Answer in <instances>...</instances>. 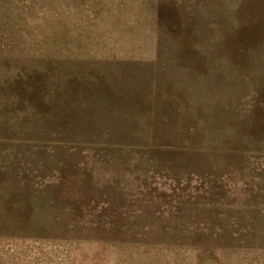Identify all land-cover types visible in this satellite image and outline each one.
Listing matches in <instances>:
<instances>
[{
	"label": "rangeland",
	"instance_id": "rangeland-1",
	"mask_svg": "<svg viewBox=\"0 0 264 264\" xmlns=\"http://www.w3.org/2000/svg\"><path fill=\"white\" fill-rule=\"evenodd\" d=\"M0 264H264V0H0Z\"/></svg>",
	"mask_w": 264,
	"mask_h": 264
}]
</instances>
